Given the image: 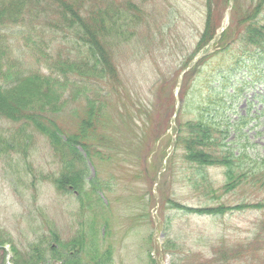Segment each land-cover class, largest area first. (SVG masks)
Listing matches in <instances>:
<instances>
[{
    "label": "rangeland",
    "instance_id": "rangeland-1",
    "mask_svg": "<svg viewBox=\"0 0 264 264\" xmlns=\"http://www.w3.org/2000/svg\"><path fill=\"white\" fill-rule=\"evenodd\" d=\"M129 1L136 10L127 11V19L117 17L110 36L119 80L104 84L103 77L89 75L94 84L83 93L70 84L49 92L21 91L12 103L0 101V264L61 260L59 253L64 257L71 253L67 251L78 238L83 241L85 229L96 233L100 244L97 254L79 246L83 260L92 264L105 260L106 264H264V189H257L252 180L264 159V66L247 69L236 64L223 89L219 86L223 74L210 69L216 65L230 69L229 56L241 52L240 40L235 41L244 26L241 18L257 9L256 16L264 23V0ZM223 28L222 42L227 43L219 44L216 51L234 40L225 54L222 51L210 59L203 74L195 79V75L187 76L186 99L178 118L181 123L195 119L203 99L217 88L221 109H227L233 125L224 122L223 127H228L219 137L233 149L232 156L240 165L236 172L243 174L227 187L225 168L194 166L184 147L176 148L169 138L176 126L172 123L170 128L176 77L178 81L183 67L194 64L190 57ZM0 34L8 44L0 40V83L9 89L18 79L7 75L18 77L21 70L38 68L37 55L21 53L23 36L14 34L11 41L10 34ZM52 37L56 48L61 45L69 50L62 34ZM115 82H119L118 90L110 87ZM107 91L108 114L94 118L96 135L118 134L114 140L118 152L116 158L105 161V151L108 156L115 153L103 146V154L89 155L86 160L91 173L88 180L100 170L101 178L109 183L107 191L100 193L103 199L95 203L98 208L90 213L87 205L83 208L77 189L60 181L63 163L49 137L28 124L30 141L23 139L21 147L8 148L4 139L21 131L26 120L5 116L26 113L31 110L25 107L29 104L44 112L43 117L61 134L64 130L67 135H79L83 106L89 107L84 95L93 98ZM215 114H223L220 106ZM239 116L249 120L247 126L238 122ZM158 126L163 129L160 135Z\"/></svg>",
    "mask_w": 264,
    "mask_h": 264
},
{
    "label": "trees",
    "instance_id": "trees-1",
    "mask_svg": "<svg viewBox=\"0 0 264 264\" xmlns=\"http://www.w3.org/2000/svg\"><path fill=\"white\" fill-rule=\"evenodd\" d=\"M129 10H136L129 0H126L125 5L116 0H0V27L12 30L19 28V33L24 36L23 46L33 54V57L37 55L36 62L38 65L36 69L30 66L29 68L32 69L21 70V76L18 77L8 74L7 77L11 80L18 79V84L7 89L0 83V101L12 103L15 93L21 91L30 93L32 90L36 92V89L40 91L43 89L49 92L50 89H65L70 84L72 87L76 85L79 91L83 93L91 89L89 86L94 84L88 78L89 75L103 77L104 84L107 81L119 80V70L114 61L113 40L110 39V36L118 22L116 18L125 16L124 19H127L126 15ZM256 12L257 9L251 14L246 12L241 18L240 22L242 26L244 25L240 33L241 37L235 39V41L240 40L241 54L234 53L229 56L231 59L229 61L230 69H222L220 65L210 68L214 74L217 72L223 74L224 80H220L221 83L219 82L221 89L228 85V80L231 79L229 76L233 75L232 70L235 69L236 64L243 65L247 69L249 66L257 64L264 66V23L259 16H256ZM121 27H125V24L122 23ZM119 30L116 29V31ZM215 32L206 42L213 38ZM58 33L62 34V41H67V44H69V50L65 48L64 51L61 45L57 46L58 49L56 48L55 38L52 35ZM221 37L223 38V35ZM222 38L220 45H224L226 42V40L222 42ZM233 40L218 53L223 51V54H225ZM63 51L65 54L62 53ZM245 55L247 57H244ZM212 57L202 62L201 67L200 64L197 66L200 68H197L195 75L204 73L202 70L207 67ZM242 58L246 61L245 64H243ZM43 67L49 70L48 74L42 73L41 68ZM262 69L264 72V68ZM9 71L13 72V70ZM235 78L239 83V78ZM116 84H119V82H115L110 87L117 89ZM211 84L209 83V85ZM239 87L237 86L236 89ZM216 91L217 88L211 89L207 97L203 99L204 103L198 109V115L195 119L179 123L176 148L178 146L184 147L187 159L198 168L207 169L214 165L225 168L227 173L225 187H227L231 183L237 182V179L242 177L243 174L239 175L236 172V167H240V165H237L239 161L235 160L234 155L232 156L233 149L223 142V137H219V135L225 133V128L233 125H231L229 116L225 111L227 109L224 107L221 109L223 100L218 98L219 93ZM222 92H225V90ZM234 93H237V91ZM108 94V91L102 95L98 93L93 98L84 95L86 100L89 101V107L86 110L83 106V129L79 135L72 134L70 136L64 130L61 134L58 130L53 129L49 121L43 117L44 112H40L38 108L34 109L35 107L29 106V104H25L27 109H31L27 110L28 112L23 114H21V111L13 112L9 116H5L11 119L19 117L26 120V124L21 131L15 132L10 139H4V143L9 146L8 148L21 147L20 143L23 139L25 142L30 141L31 136L26 134L28 124L29 126L33 125L34 128L36 127L38 131L49 137L63 163L60 181L77 189L79 198L83 201V208L87 205L86 207L90 213L98 208L95 203L97 200L103 199L100 193L107 191L106 188L109 183L101 178L102 172L100 170L88 180L87 175L91 173L86 160L89 155L103 154L100 148L103 146L115 153V155L108 156L107 151H105V161L116 158L118 152L117 143L114 141L118 134L96 135L98 131L95 119L100 118L103 112L108 114L109 105L107 103H110V101L105 97ZM219 106L220 112L223 111L222 118L220 115H218L219 118L215 114ZM14 111L18 110L14 109ZM122 111L120 108L117 110L120 114H122ZM0 113H2L1 106ZM227 121H229L228 126L223 127L224 122ZM238 122H242L247 126L249 120H244V116H239ZM157 129H159L158 135H160L163 129L160 126ZM78 146H81L87 156L80 151ZM72 147H74L72 151H67L68 148ZM81 165H83V171ZM252 180L258 185L257 189H264V159L259 162ZM85 230L87 233L83 236V241L78 238L77 244L76 242L72 243L71 248L73 249L67 251H72L71 253H68L66 257L59 253L62 256L61 260H47L44 261L45 264H92L90 260H83V256L81 257V247H83V251H92L97 254L100 244L97 243L98 235L96 233L91 235L89 229ZM79 242L80 244H78ZM106 251L104 250L105 255H107ZM63 258H66V260ZM106 262L107 260L103 264H106Z\"/></svg>",
    "mask_w": 264,
    "mask_h": 264
}]
</instances>
